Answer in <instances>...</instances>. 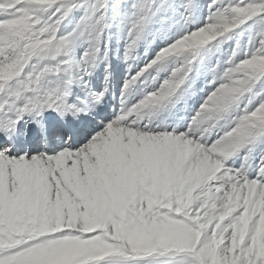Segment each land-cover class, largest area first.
Returning a JSON list of instances; mask_svg holds the SVG:
<instances>
[{
    "label": "snow or ice",
    "instance_id": "obj_1",
    "mask_svg": "<svg viewBox=\"0 0 264 264\" xmlns=\"http://www.w3.org/2000/svg\"><path fill=\"white\" fill-rule=\"evenodd\" d=\"M0 264H264V0H0Z\"/></svg>",
    "mask_w": 264,
    "mask_h": 264
}]
</instances>
